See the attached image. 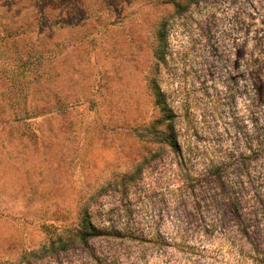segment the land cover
<instances>
[{
    "label": "rangeland",
    "instance_id": "rangeland-1",
    "mask_svg": "<svg viewBox=\"0 0 264 264\" xmlns=\"http://www.w3.org/2000/svg\"><path fill=\"white\" fill-rule=\"evenodd\" d=\"M157 86L182 155L162 142ZM213 164L259 252L213 208ZM86 207L117 264H179L183 247L264 264V0H0V264H81L42 247Z\"/></svg>",
    "mask_w": 264,
    "mask_h": 264
},
{
    "label": "trees",
    "instance_id": "trees-1",
    "mask_svg": "<svg viewBox=\"0 0 264 264\" xmlns=\"http://www.w3.org/2000/svg\"><path fill=\"white\" fill-rule=\"evenodd\" d=\"M186 1L191 2V0ZM178 6L181 7L180 4H178ZM159 38L161 46L158 47L156 56L158 60L162 62L165 60L166 56L164 27L160 31ZM155 92L157 96L156 104L160 106L163 113V117L159 121L162 142L169 145L174 153L182 155V149L177 141L174 130V112L169 106L165 94L158 86ZM207 175L209 181L213 183L212 186L215 185L217 187L216 196L218 198L213 207L215 211L221 210V208L226 205L234 222L233 228L235 232L240 235L244 241L249 242L252 246L251 251L253 253L259 252V246L253 243V239L255 238L254 235H256V225L254 224L255 221H253V215L251 218V214L246 211L243 201L244 195L236 188L237 184L227 172V167L225 165L213 164L209 167ZM212 190L216 189L212 188ZM224 201H226V204H224ZM215 220L216 219H214L213 225L215 231H220L226 235L231 232V229L224 224V222ZM45 233L47 235V241L42 249L51 255H60L61 253H70L73 250H77L81 258V264H89L90 261L92 264H117L115 251L109 250L102 245L110 235L98 227L87 207L83 210L82 217L78 224L62 229L54 226H46ZM240 248L238 249L240 257H246L244 254L246 244L242 243ZM181 250L184 251L187 259L185 261H180L179 264H197L195 260H191L193 257L199 258L196 249L190 250L183 247L180 251Z\"/></svg>",
    "mask_w": 264,
    "mask_h": 264
}]
</instances>
